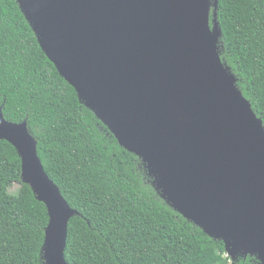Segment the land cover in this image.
Segmentation results:
<instances>
[{
	"label": "water",
	"instance_id": "obj_1",
	"mask_svg": "<svg viewBox=\"0 0 264 264\" xmlns=\"http://www.w3.org/2000/svg\"><path fill=\"white\" fill-rule=\"evenodd\" d=\"M48 58L183 217L264 264V128L218 52L211 0H16ZM218 1H215L217 10ZM216 16V14H215ZM0 140L48 210L46 264H68L79 215L27 123L0 108Z\"/></svg>",
	"mask_w": 264,
	"mask_h": 264
},
{
	"label": "trees",
	"instance_id": "obj_2",
	"mask_svg": "<svg viewBox=\"0 0 264 264\" xmlns=\"http://www.w3.org/2000/svg\"><path fill=\"white\" fill-rule=\"evenodd\" d=\"M215 1L219 55L264 128V0H217V10ZM0 108L27 123L46 173L79 213L68 226V264H262L245 252L232 259L224 241L167 202L144 161L80 101L16 0H0ZM48 224L16 149L0 140V264H46Z\"/></svg>",
	"mask_w": 264,
	"mask_h": 264
},
{
	"label": "rangeland",
	"instance_id": "obj_3",
	"mask_svg": "<svg viewBox=\"0 0 264 264\" xmlns=\"http://www.w3.org/2000/svg\"><path fill=\"white\" fill-rule=\"evenodd\" d=\"M17 188V186L15 185L14 187H13V190H15ZM232 257V256H231ZM233 259V258H232Z\"/></svg>",
	"mask_w": 264,
	"mask_h": 264
}]
</instances>
